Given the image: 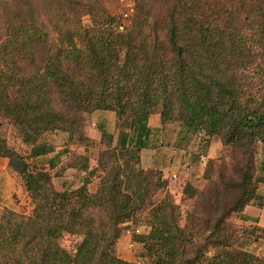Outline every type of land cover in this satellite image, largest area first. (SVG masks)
Returning <instances> with one entry per match:
<instances>
[{"label":"trees","instance_id":"trees-1","mask_svg":"<svg viewBox=\"0 0 264 264\" xmlns=\"http://www.w3.org/2000/svg\"><path fill=\"white\" fill-rule=\"evenodd\" d=\"M85 5L71 21L66 16L58 37L22 10L5 13L13 42H0V119L12 121L24 147L0 135V156L34 205L29 213L1 210L0 264H129L116 242L121 223L141 209L150 229L134 237L148 264H264V249L235 247L226 219L263 199L254 154L264 148V0H175L166 18L142 0L121 29L100 4ZM96 109L113 110L117 122L131 118L130 129H120L116 143L102 131L91 168L87 156L66 148L75 157L67 166L89 168L98 183L91 191L86 182L58 189L50 172L55 158L45 169L31 157L52 150L46 135L54 130L87 150L94 139L84 115ZM151 113L161 124L179 121L188 136L218 134L224 151L239 152L232 202L218 201L219 187L191 182L183 190L194 202L184 217L168 193L150 200L168 184L161 170L143 171L134 158ZM249 227L246 233L261 228L264 236L263 225ZM63 234L82 236L74 251L59 243Z\"/></svg>","mask_w":264,"mask_h":264},{"label":"rangeland","instance_id":"rangeland-1","mask_svg":"<svg viewBox=\"0 0 264 264\" xmlns=\"http://www.w3.org/2000/svg\"><path fill=\"white\" fill-rule=\"evenodd\" d=\"M80 1V2H77ZM142 0H0V42L5 39L10 44L13 42L4 24L6 11L16 13L20 10L32 16L36 23L49 31V35L58 37L59 27L74 19L72 12L76 9H87L85 3L92 8L100 4L106 12L114 16L118 28L131 22L135 8ZM147 9L166 18V15L174 7L175 0H144ZM83 2V3H82ZM82 3V4H80ZM85 6V7H84ZM84 7V8H83ZM69 11V12H68ZM68 12V13H67ZM130 13L125 16L124 13ZM67 13V14H66ZM18 16V14H17ZM83 22L89 23L87 15L81 16ZM71 23V22H70ZM4 26V27H3ZM112 113L114 116H109ZM149 120L151 122H149ZM131 118L117 122L116 115L110 109H96L84 115L85 133L94 139V143L86 150L83 146H76L68 142V133L62 130L47 132V141L52 150L32 156L31 161L36 167L48 168V159L55 158V166L50 170L52 181L58 189L73 188L86 182L89 190H93L98 183V176L88 175V169L95 166L98 155V141L102 131L114 133L113 143L117 142L118 131H129ZM148 131L143 137V146L135 153L134 158L143 171L161 170L163 177H167L168 184L160 192L152 193L150 200L157 201L163 194L168 193L172 201L181 207L182 217L186 214L185 209L192 206L194 196L188 197L184 193V186L191 182L196 188H209L214 192L219 187L217 199L222 202H232L236 196L238 183L241 181L239 167L236 160L239 152L222 147L221 138L218 134L212 136L192 135L185 133L183 125L179 121L161 124L158 113H151L147 122ZM87 126V129H86ZM94 130L100 133L99 137L91 134ZM91 133V134H89ZM96 133V132H95ZM133 144L135 130H133ZM0 135L5 136L9 143L24 147L21 142V134L16 126L7 119H0ZM66 148L82 153L89 159V168L76 170L67 166L71 159L75 158L72 152H66ZM57 155V156H56ZM67 155V156H66ZM66 157V158H65ZM67 159V161L65 160ZM215 160L210 162V160ZM66 161V162H65ZM176 174L173 178L172 174ZM254 176L264 178V148L258 145L254 154ZM259 183H257L258 187ZM216 194V192H215ZM262 199V198H261ZM260 197L251 200L254 204L262 202ZM33 202L16 176V171L10 165L8 157L0 156V212L3 207L16 211L29 213L33 208ZM188 209V208H187ZM221 210V209H220ZM239 212H231L227 221L231 229L235 230V247L259 252L264 249V236L261 228H256L253 234L246 233L249 226L240 222ZM122 233L116 242L117 254L127 260L129 264H148L145 256H142L143 243L135 239L134 235L148 232L150 225L145 212L138 211L133 217L121 223ZM246 238L242 240V237ZM80 234H63L59 243L66 249L75 250L76 243L81 239ZM8 264H15L11 262Z\"/></svg>","mask_w":264,"mask_h":264},{"label":"crops","instance_id":"crops-1","mask_svg":"<svg viewBox=\"0 0 264 264\" xmlns=\"http://www.w3.org/2000/svg\"><path fill=\"white\" fill-rule=\"evenodd\" d=\"M109 116H114V115L112 113H109ZM149 122L151 121L149 120ZM86 129H87V126H86ZM91 135L94 137H99L100 133L94 130V133ZM257 192L263 196L262 205H258L254 203L246 204L239 213L240 222H243L247 224L248 226H251L254 224L264 226V181L259 183L257 187ZM243 238L245 239L246 236L242 237V240Z\"/></svg>","mask_w":264,"mask_h":264},{"label":"built area","instance_id":"built-area-1","mask_svg":"<svg viewBox=\"0 0 264 264\" xmlns=\"http://www.w3.org/2000/svg\"><path fill=\"white\" fill-rule=\"evenodd\" d=\"M124 15H125V16H130V13L125 12ZM172 177L175 178V177H176V174L173 173V174H172Z\"/></svg>","mask_w":264,"mask_h":264}]
</instances>
